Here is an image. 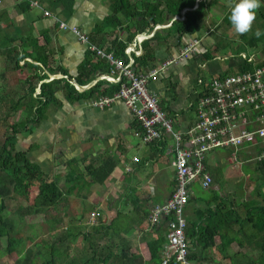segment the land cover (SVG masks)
<instances>
[{
    "label": "crops",
    "instance_id": "1",
    "mask_svg": "<svg viewBox=\"0 0 264 264\" xmlns=\"http://www.w3.org/2000/svg\"><path fill=\"white\" fill-rule=\"evenodd\" d=\"M115 1L117 0H75L72 14L64 18L58 16L57 10L54 11L50 7L48 8V2L41 3L39 1L41 7L49 12V17L44 16L43 11L39 9L29 8L30 10L26 13L18 11L17 4L13 2H6L0 6V28H8L15 36H32L39 39L40 44L47 41V51L54 59V67L59 66L65 71V75L56 74L61 77L55 80L70 77L77 83V78L82 80L89 78L86 85H84L87 86L85 90L79 89L71 83L80 93L89 90L98 83L102 84L93 97L81 98L76 101L68 100L64 91L57 89L55 97L60 102V105H50L44 120L35 127L32 133L17 137L15 148L17 151H27L29 159L38 165L45 174L52 178H57L63 197L84 200L82 204H75L74 218H76L75 215H78L79 219H81L80 217L84 213L83 210L87 200H92L95 203L91 215L94 211H98L101 215L99 214L97 226L106 228L121 216L118 210L119 205L111 202V198H121L129 211L128 217L125 218V223L119 225L121 232L124 234L129 232L124 235V238L127 242H132L130 246L138 255L143 257L144 261H149L152 258L151 253L142 238L147 235V238L152 239L157 234L153 229H149L148 221H143L140 224L137 222L139 225L134 222L137 214L135 206L140 212L139 215L142 216V208L145 207L150 214L154 205L162 204L168 199L175 183L174 170L169 163L171 155L167 154L165 147L161 149L162 146L159 145H143L141 143L138 136L140 129L134 122L131 112L121 102L116 101L103 109L93 108L90 105L93 98L109 96L102 95V92L107 90L111 84H117L110 83L106 79V76L111 75L113 65L106 59L110 66L109 70L105 66L100 67L102 59L89 54L90 51L87 45L81 43L75 33L69 29H61L59 26L60 23H65L68 27H75L81 34L88 37L94 46L102 51L109 47L112 40L117 39L119 42L126 44L125 54L128 63L134 62V58L142 55V43L144 40L151 39L156 31L170 27L174 18L167 24L157 23L150 31V27L153 26L150 24L151 19L144 21L139 19L132 20L127 17L129 14L120 13L117 18L120 19L121 26L118 24L117 27H111V24L116 22L109 23L107 19L111 14V6ZM202 1L204 0H196L194 9L189 11L195 10ZM129 2L139 6L141 0H129ZM212 2H214L213 5L206 10L204 17L200 21L201 30L184 36L181 48L174 45L175 37H169L167 41L151 42L150 46L146 45L154 50L155 60L153 62L154 66L149 69L151 70L171 58H176L180 50L191 40H199L197 52L191 58L170 64L159 77L152 80L148 85V90L157 96L160 107L172 120L174 130L182 134L186 133L196 122L195 102L197 95L201 91L198 84L200 78L197 77L198 68L205 69L211 78H217L236 74L244 64L239 59H235V57L243 53L230 54L234 59H226L224 61L219 60L218 58L223 57L218 56H214L213 59L208 61H202L199 58V54L211 51L213 46V50L217 51L221 45L228 46L234 40L236 43L239 42V45L244 46V48L247 46L254 48L257 40L264 41L262 36L264 33L262 30L260 31L263 26L261 24L259 26L258 21H256L257 18L252 27L254 33L248 32L252 34L249 40H244L248 33L240 35L235 32L229 20L230 6L235 3V0L206 1L208 4ZM263 16L264 13L260 14L262 21H264ZM183 19L180 17L179 20ZM256 25L260 27L256 29L262 33L259 37L255 34ZM141 28L144 29L143 32L138 33L137 30ZM0 34L3 35L1 29ZM163 35L165 36L166 34L163 33ZM224 38L226 39L225 41ZM228 38L232 41L228 42ZM144 44L146 43L144 42ZM261 48V53L264 56V44ZM218 60L225 65L222 66ZM27 61L32 62L30 59H27ZM86 63L90 65L86 67ZM34 64L40 66L41 74H46L48 77L49 73L42 65ZM256 64H263L262 66H264L262 62L256 61ZM83 66H85L84 72L81 73L79 70ZM102 69L105 71H102ZM229 70L231 73H229ZM8 73L10 75L7 72L0 74V80H4L6 77L13 78L11 76L13 74L16 75L14 76L15 81L19 82V80L30 78L33 75L32 73L30 74V70ZM115 76H117V72L113 75V77ZM48 81L53 80L49 78L44 82ZM17 82H14L13 86V80L9 83L5 81L6 89L2 97H7V101H14L17 97L23 95L22 90L26 86L18 87L15 91L9 89L10 84H12L10 87H17ZM41 83L38 84L35 92L39 90ZM171 85H174L173 90L170 89ZM78 86L80 85L78 84ZM9 95L12 97L9 98ZM10 115L21 118L24 116V112L18 111ZM261 150L260 147L248 146L236 152L227 149L222 151H225V154L229 155L230 159L232 156V162H237L233 161L235 154L236 158H247L241 161L246 164L253 163L248 160V157L255 156ZM207 155V171L213 180V184L208 190L221 191L218 185L221 173L217 166L213 169L209 167ZM134 158L137 160L134 161ZM71 161H75L76 175H78V179L73 177L72 181L69 179ZM103 162L108 163V165L113 162L115 164L113 172L103 184H94L90 170L99 167ZM254 164H256L253 167L256 176L255 183L258 184V189H256L254 199L249 201L264 205V167H262L264 163ZM237 183L232 181L234 185ZM249 185L248 182L247 186L249 187ZM194 187L202 189L198 182L191 186L192 194L190 198L192 203L185 211V216H190V218L195 215V209L201 208L203 205L200 197L201 199L208 197V195H198L200 196L199 200L196 199L197 202H193V196H195L193 193ZM112 193L115 194L113 197L111 196ZM218 195L225 197L222 192L218 193ZM228 198L233 199L236 203L234 193H231ZM101 200L107 202L106 210H104ZM244 202H247L245 197L235 205L236 207L241 206ZM76 206L79 207L77 208ZM67 218L69 219L67 220ZM64 219H66L65 223L68 226L66 231L70 229L75 233L79 231L75 224L80 225V220L73 224L69 215H65ZM75 229L77 230L75 231ZM166 232L167 226L165 224L163 234H166ZM96 237L97 240L101 238V236ZM108 237L112 236L109 235Z\"/></svg>",
    "mask_w": 264,
    "mask_h": 264
},
{
    "label": "trees",
    "instance_id": "2",
    "mask_svg": "<svg viewBox=\"0 0 264 264\" xmlns=\"http://www.w3.org/2000/svg\"><path fill=\"white\" fill-rule=\"evenodd\" d=\"M39 1L41 3L48 2V8L50 7L54 11L57 10L58 16L63 18L72 14L75 3V0ZM206 1L200 2L195 10L185 12L183 20H174L170 27L156 31L151 39L144 40L146 44L142 43V55L134 58L132 64L133 70L143 74L154 66V50L146 46H150L151 42L167 41L169 37H175L174 45L181 48L184 36L200 31V21L204 17L206 10L210 9L214 3L208 4ZM195 3L196 0H141L140 5L137 6L131 4L129 0H117L111 6V14L107 21L109 23L116 22L115 24H111V27H117L118 24L121 26V21L117 18V15L127 13L129 14L127 17H130L132 20L139 19L144 21L151 19L150 24L153 26L150 27V31H152L157 23L167 24L175 16L182 17V10L185 8L194 9ZM16 7L18 11L23 13L30 10L27 3L17 4ZM0 29L3 31V35L0 34V58L4 63V71L7 73H17L30 70V74H33L32 77L23 80L26 87L22 90V96L17 97L14 101H7V97L1 96L2 100L3 98L5 99L3 101L10 114H15L18 111L24 112L21 121L13 125L11 134L6 136L3 143L0 144V238H4L9 237L8 227H10L5 221V215H3V212L6 210L5 201L13 197L27 200L34 181L38 182V187L32 205L36 209L45 208V216L49 215V217H54V219L56 216L64 218L62 214H56V211L68 203L67 201L65 202L67 198L63 197L59 189L57 178H52L48 174H45L38 165L29 159L27 151L16 150L15 142L17 137L32 133L35 127L44 120L50 105H60V102L55 97V93L59 87L64 91L68 100L76 101L81 98L93 97L102 84L98 83L89 90L80 93L66 79L44 82L48 80L47 75L41 74V67L34 63L42 65L50 75H65V71L61 67H54V59L47 51V41L40 44V40L32 36H15L8 28L1 27ZM143 30L141 28L137 31L138 33H142ZM163 33L166 35L164 36ZM96 48L99 49L98 47ZM125 48L126 44L115 39L110 42L109 47L104 49L103 52L106 55H111L113 59L122 61L126 65L128 59L125 54ZM89 54L97 57L92 52H89ZM199 58L202 61H208L214 58V53L209 50L199 54ZM27 59H30L32 62L27 61ZM100 59H102L100 67L105 66L109 70L110 66L106 58ZM88 65L90 64L86 63V67ZM84 68L85 66L79 72L83 73ZM250 69H252V66L246 63L240 67V71ZM102 71L105 70L102 69ZM88 79L82 80L77 78V84L84 86ZM39 83H41L39 90L35 92ZM173 88L174 85H171L170 89L173 90ZM118 89L119 84H111L107 90L102 92V95L110 96L117 92ZM159 146L164 147L163 144ZM74 164L75 161H71L69 173L71 181L73 177L78 179ZM114 167L115 164L113 162L110 165L103 162L99 167L92 168L90 175L92 176L93 183L103 184L113 172ZM201 190L208 191V197H202L203 199H201L200 196L198 198L193 196V202H197L196 199L199 200L200 197L203 205L201 208L195 209L193 218H190V216L186 217L185 235L189 244L188 260L192 264H207L212 262H221L222 264H264V205L257 204L254 201H247L241 204L244 212L240 213L237 210L236 203L231 201L227 196L220 197L216 191ZM191 203L192 200L189 198L185 211ZM135 211H137L136 218L134 219L135 223L138 222L140 224L143 221H148L150 214L145 207L141 209L142 216L139 215L140 212L136 206ZM53 213L56 215H52ZM115 222L116 220L106 228L94 227L93 233L80 230L75 233L71 229L66 231L65 238L69 239L81 236L88 243L86 251L90 256L83 257L81 263L76 262L73 258H68L65 264L162 263L161 254L164 245L167 243L166 235L163 234L166 220L156 227L149 228L156 232L157 236L155 238H147V235L142 238L146 242L152 257L149 261L144 262L124 238V235L129 232H125V234L121 232L120 226L116 227ZM138 223L137 225H139ZM92 234L98 237L101 236V238L95 242L90 241L89 238ZM109 235L112 237H108ZM216 237L219 239L218 244H216ZM100 239L105 242V245L98 250V247L102 246ZM232 245H236L240 250L230 254L229 249ZM16 246H18V242L9 237L7 252L12 253ZM48 248L49 259L40 261L39 252L35 256L32 249L26 248L24 255L16 260V264H56L58 259L62 257L59 247L57 244H49ZM253 250L258 252L257 257L251 255V251Z\"/></svg>",
    "mask_w": 264,
    "mask_h": 264
},
{
    "label": "built area",
    "instance_id": "3",
    "mask_svg": "<svg viewBox=\"0 0 264 264\" xmlns=\"http://www.w3.org/2000/svg\"><path fill=\"white\" fill-rule=\"evenodd\" d=\"M6 2L27 3L29 8L42 10L44 16H50L38 0H0V6ZM59 26L71 30L81 43L87 45L90 52L99 58H106L113 65L111 75L106 76V79L110 83L119 84L118 91L110 96L93 98L90 105L103 109L116 101L121 102L131 112L140 129L138 136L141 143L163 144L167 154L171 155L169 163L174 170V188L164 203L152 207L148 218L149 227H156L166 220L167 243L162 250L161 264H192L188 260L185 209L194 183L198 182L202 189H208L212 184V177L207 171L206 155L215 150L236 152L241 148L256 146L262 150L248 157V160L264 163V66L256 64L255 55L243 53L235 59L251 65L252 69L219 76L207 82L199 79L201 91L195 102L196 122L182 134L174 130L172 120L160 107L157 96L148 90V85L170 64L191 58L197 52L198 39L188 42L176 58L140 74L133 70V61L125 65L97 49L75 27H68L65 23ZM218 59L224 61L234 58ZM115 72L117 76L113 77ZM98 217V212L92 213L90 224L94 225Z\"/></svg>",
    "mask_w": 264,
    "mask_h": 264
},
{
    "label": "rangeland",
    "instance_id": "4",
    "mask_svg": "<svg viewBox=\"0 0 264 264\" xmlns=\"http://www.w3.org/2000/svg\"><path fill=\"white\" fill-rule=\"evenodd\" d=\"M263 13H264V1L261 0V7L257 10L258 17L256 16L257 18L256 21H258L259 26L260 24L261 26H263L261 27L260 31L262 30V32L264 33V21L260 19V14ZM257 25L255 27V32L258 30L256 28L259 27ZM250 32L254 33V29H252ZM251 36L252 34L248 33V35L245 36L244 40L245 41L249 40ZM262 36L264 37V34ZM225 40L226 39L224 38V41ZM227 41L231 42L232 40L228 38ZM239 44H240L239 42L236 43V41L234 40L231 43H229L228 46L221 45L217 51L213 50L214 47L213 46L211 48L212 49L211 51L214 53V56H218V57H229L230 54H238V53H245L248 56L255 55L256 61L264 63V56L261 53V49H262L261 46L264 44L263 40H257V43L254 48H250L249 46L244 48V46L242 47ZM219 63H221L222 66L225 65L222 62ZM4 70H5L4 63L0 58V74L6 73ZM197 72H198L197 77L202 79L204 82H207L214 78V77L211 78V76H209L206 70L201 67L198 68ZM229 73H231L230 70ZM7 74L10 75V73ZM11 76H13V78L6 77L4 78V80L8 83L12 82L13 80L12 84L14 86V82H17L15 81L16 79H14V76L16 75L12 74ZM4 80H0V144L3 143L6 136L11 134V128L13 127V125L17 124L22 119V117L18 118L19 116L17 117L11 116L9 110L6 109L7 107L4 102L5 99L3 98L4 101L1 99L2 98L1 96L3 95L6 89V86L4 85L5 84ZM17 83L18 86L17 87L15 86L14 88L10 87L12 85L10 84L9 89L15 91L18 87L25 86L23 80H19V82ZM58 89H60V87ZM10 97L12 96L9 95V98ZM228 156L229 155L225 154V151L222 150H215L207 155V162L209 167L213 169L215 168V166H217L218 170L221 173V178L218 179V183H219L218 185L220 186L221 191L217 190L216 192L217 193L222 192V194L227 197H230L231 193H234L236 203H238V201H240L244 197L246 198V201L254 199L256 189H258V184L255 183L256 176L253 170L254 169L253 167L256 164L254 163L244 164L241 161H244L247 158H243V157L236 158V154L233 161L235 160L237 162H232L231 161L232 156L231 159ZM225 179H231L232 181H236L238 183L234 185L232 184L231 180H225ZM248 182L250 184L249 187L247 186ZM37 187H38V182L34 181V184L28 193L27 200H23L20 197L19 198L13 197L12 199L5 201L6 210L3 212V215H5L4 217L5 221L10 226L8 227L9 237L16 240L18 242V246H16L15 250L12 253H8L7 246H8L9 237L0 238V264H16V260L24 255V250L26 248L32 249L35 256L36 253L39 252L40 261L49 259L50 257L49 248H48L49 244H57L61 252L62 257L58 259L56 264H65L66 259L68 260V258L69 259L73 258L76 262L81 263L83 257L85 258L90 256V254L86 251L88 243L85 242L81 236L77 238H69V239L65 238L66 228H68V226L65 223L66 219L60 218L59 216H56L55 219L54 217H49V215L45 216L44 215L45 208L36 209L32 205L35 194L37 192ZM207 192L208 191H203L195 187L193 189V193L197 198L198 195L207 196ZM114 195L115 194L112 193L111 196L113 197ZM66 201L68 203L65 204L60 210H57L56 214H62L63 216L69 215V217L72 219L71 223L73 222V224L75 222L77 223L80 220V225L75 224V227H78L80 231L93 233L94 230L93 228L97 227L98 218H99L98 217L96 219V224L94 225L90 224L91 211L94 208L95 202H93L92 200H87L85 204V209L84 210L82 209L85 214L83 213L80 217L81 219H79L78 215H75L76 218H74L73 216L76 211L75 204L77 205L82 204L84 203V200L80 198H76V199L67 198L65 202ZM231 201H233V199H231ZM111 202H114L117 205H119L118 210L120 211L121 216L115 222L116 227H118L119 225L125 223V218L128 217L129 211L126 205H124V203L122 202L121 198L113 197V199L111 198ZM101 203L104 206V210H106L107 202L105 200H101ZM237 210L240 213L244 212L243 206H237ZM94 212H98V211H94ZM56 214L53 213L52 215H56ZM68 219L69 218H67V220ZM76 230L77 229H75V231ZM89 240L94 242L97 241L96 235L92 234ZM100 241L102 246H99L98 250L100 247H103L105 245V242L103 240ZM131 243L132 242L129 241V244ZM218 243L219 240L217 238L216 244ZM229 250H230L229 251L230 254H233L234 252H237L240 249L236 245H232ZM251 255L257 257L258 252L253 250L251 251ZM139 256L144 262L143 257L141 255ZM207 264H222V263L212 262Z\"/></svg>",
    "mask_w": 264,
    "mask_h": 264
},
{
    "label": "clouds",
    "instance_id": "5",
    "mask_svg": "<svg viewBox=\"0 0 264 264\" xmlns=\"http://www.w3.org/2000/svg\"><path fill=\"white\" fill-rule=\"evenodd\" d=\"M260 7L261 0H235L230 6L229 20L236 33L244 35L252 30ZM255 34L259 37L262 33L257 30Z\"/></svg>",
    "mask_w": 264,
    "mask_h": 264
},
{
    "label": "water",
    "instance_id": "6",
    "mask_svg": "<svg viewBox=\"0 0 264 264\" xmlns=\"http://www.w3.org/2000/svg\"><path fill=\"white\" fill-rule=\"evenodd\" d=\"M189 10H191V9H189V8H185V9H183L182 12H181V16H182L181 18H183L185 12H187V11H189ZM175 19H180V17L175 16V17H174V20H175ZM140 37H141V36H140ZM60 77H61L60 75H50V74H48V79H49V78H52V80H55V79H58V78H60ZM66 80H67L68 82L72 83L73 85H76L79 89H82V90L87 89V88H86L87 86H84V87H80V86H78V84L75 82V80H74L73 78L66 77Z\"/></svg>",
    "mask_w": 264,
    "mask_h": 264
}]
</instances>
